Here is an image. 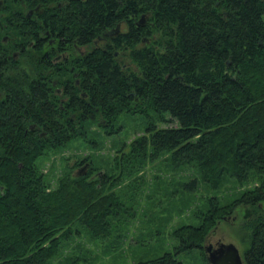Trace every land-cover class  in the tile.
<instances>
[{
	"label": "trees",
	"instance_id": "16d2710c",
	"mask_svg": "<svg viewBox=\"0 0 264 264\" xmlns=\"http://www.w3.org/2000/svg\"><path fill=\"white\" fill-rule=\"evenodd\" d=\"M46 13L45 28L79 44L120 21L129 29L108 53L76 60L78 84L66 92L59 128L39 103L13 102V128L0 131L11 144L0 163V264H95L84 238L104 255L120 250L125 236L113 221L131 208L116 186L129 180L134 191L142 169L159 159L173 171L191 168L209 191L229 180L246 188L228 202L207 198L196 225L171 232L172 251L140 264H182L181 255L195 253V264H208L205 242L240 208L243 263L264 264V0H69ZM142 15L148 25L136 29ZM153 34L158 40L147 44ZM114 50H129L135 68L123 69ZM122 117L139 118L142 134L120 145L110 171L98 160L86 174L68 164L56 176L43 172L39 161L71 141L94 150L95 135L118 137ZM32 124L46 136L24 129ZM196 183L181 186L193 191Z\"/></svg>",
	"mask_w": 264,
	"mask_h": 264
},
{
	"label": "rangeland",
	"instance_id": "374dc122",
	"mask_svg": "<svg viewBox=\"0 0 264 264\" xmlns=\"http://www.w3.org/2000/svg\"><path fill=\"white\" fill-rule=\"evenodd\" d=\"M143 23H148L147 17ZM122 31H125L124 27ZM151 38L146 40L147 44L158 40L156 34ZM143 44L141 43L138 47ZM129 52V50L122 51L118 54V60L127 68L134 69L135 66L129 57ZM119 123L123 129L118 137H107L103 134L94 136L98 141L97 149L92 150L81 140H76L57 151L49 152L39 161L43 172L56 176L63 166L68 164L69 167L73 166V174H79V170H83L82 174H86L91 165L97 166L98 160L108 162L106 169L110 171L108 166L120 145L122 143L128 145L142 134L141 120L137 117L132 119L122 117ZM170 126H174V124ZM96 128V126H90V133H98ZM85 157H90V162L74 166L76 161ZM172 167L170 161L156 160L148 163L142 169L140 179L132 185L136 188L134 191L128 192L125 188L131 182L129 180H124L123 183L116 186L115 191L123 196V205L128 209L131 208L127 213L124 212L121 215L118 222L113 221L115 233L124 235L125 241L120 250L104 255L98 243H88V239L84 238L88 249L96 255L97 262L95 264H140L172 251L176 242L172 239L171 232L183 225H196L198 219L195 217V213L203 209L207 198L219 196L222 202H228L246 188V186L237 185L229 180L218 192L209 191L202 185L198 175L191 168L182 167L178 171H173ZM190 180L197 181L193 191L181 186V183L188 184ZM261 208L264 212V204ZM246 216L245 209L240 208L234 212L227 218V221L218 224L209 236V242H205L204 245L208 246V244H215L218 241L224 244L231 243L237 247L241 255L247 245L245 243L247 241H243V234L240 231V226ZM195 257L196 253L194 256L183 254L179 259L182 264H195Z\"/></svg>",
	"mask_w": 264,
	"mask_h": 264
},
{
	"label": "flooded vegetation",
	"instance_id": "af4514ba",
	"mask_svg": "<svg viewBox=\"0 0 264 264\" xmlns=\"http://www.w3.org/2000/svg\"><path fill=\"white\" fill-rule=\"evenodd\" d=\"M69 0H0V131L3 128H13V102L21 108L39 103L41 110L55 117L57 127H60V116L66 92L77 86L78 63L87 55L102 52L108 53L114 37L127 33L129 27L120 21L115 27L105 29L94 39L66 37L59 30L45 28L46 12L61 10ZM147 15H142L134 25L136 29L145 27L143 23ZM148 19V17H147ZM125 31H122V28ZM154 35V34H153ZM153 35L151 37H153ZM146 38L144 41L146 42ZM141 42L138 44L140 45ZM137 45V46H138ZM114 57L123 69L127 68L118 60L122 52L114 50ZM74 78V86L70 80ZM76 88V87H75ZM82 97H85L82 94ZM32 134L45 137L41 127L25 125ZM11 144L4 143L0 137V163L10 160ZM8 156V158H7ZM6 157V158H5ZM78 173H83L79 170ZM209 239V238H208ZM207 239L206 243L209 242ZM221 242L213 245L217 246Z\"/></svg>",
	"mask_w": 264,
	"mask_h": 264
},
{
	"label": "water",
	"instance_id": "95a60500",
	"mask_svg": "<svg viewBox=\"0 0 264 264\" xmlns=\"http://www.w3.org/2000/svg\"><path fill=\"white\" fill-rule=\"evenodd\" d=\"M204 253L208 264H244L239 250L231 243L221 242L215 247L213 245L205 246Z\"/></svg>",
	"mask_w": 264,
	"mask_h": 264
}]
</instances>
